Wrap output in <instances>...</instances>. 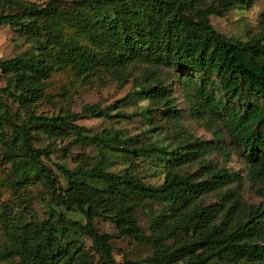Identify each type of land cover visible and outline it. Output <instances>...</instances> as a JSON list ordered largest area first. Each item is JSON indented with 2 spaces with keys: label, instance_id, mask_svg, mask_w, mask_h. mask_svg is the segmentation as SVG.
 Listing matches in <instances>:
<instances>
[{
  "label": "trees",
  "instance_id": "trees-1",
  "mask_svg": "<svg viewBox=\"0 0 264 264\" xmlns=\"http://www.w3.org/2000/svg\"><path fill=\"white\" fill-rule=\"evenodd\" d=\"M2 1L0 26L8 25L14 33L33 41L32 51L0 59L2 73L12 77L28 73L43 80L56 65L69 66L83 81L99 71L117 72L126 80L125 64L138 53L152 54L159 65L198 74L200 83L195 86L198 94L213 109L223 112L234 126L235 137L246 152L248 176L264 181V106L259 104L264 101V30L249 41L232 40L218 32L209 18L255 0H216V6L204 8L197 7V0H72L70 6H59L57 0H48L43 5L29 0ZM62 22L75 23L88 45L75 38L62 39L59 28ZM42 34L47 36L45 42L39 38ZM175 79L187 90L186 79ZM208 85L227 97L245 101L246 105L237 112L223 106L215 100ZM170 87L157 77L156 85L141 86L132 96L162 102L168 106L166 114L174 117L177 113L172 108ZM2 94L16 103L24 93H12L10 81L0 88L3 118L18 129L27 157L41 166L51 187L49 202L57 218L24 228L23 239L14 241L12 247L1 251L2 255H19L24 264H92V254L98 256V264H209L212 260L221 264H264V204L248 207L244 219L230 226H226L227 210L217 220L219 207L199 202L183 211L180 222L169 229L163 225L166 214L147 212L152 224L162 231L150 236L143 233L136 221V204L125 201L126 195L140 196L160 200L165 207L175 210L203 193L221 188H225L219 192L221 197H232L230 185L239 177L236 172L217 167L204 158L209 154L208 142L192 138L174 147L156 143L135 146L127 143L125 137H109L106 131L87 135L76 120L86 115L115 117L96 103L83 105L79 112L65 111L55 116L30 112L27 120L18 124ZM141 116L151 121L152 111L143 108ZM31 125L64 136L72 133L71 145H96L100 161L90 168L73 169L64 163H54L65 183L62 187L51 168L41 160L43 155L49 158L54 150L32 147L27 132ZM106 151L124 152L133 157L160 156L166 162L178 164L198 160L202 178L195 180L190 174L167 171L160 184H148L129 172L104 170ZM14 172L17 173L16 167ZM16 180L15 176L17 184ZM73 211L81 214L80 221L68 217ZM96 218L112 221L116 232L100 233L95 226ZM179 227L191 230V235L176 247L162 244ZM70 229L90 239L91 246L59 242L58 234L64 235ZM121 237H129L137 244L151 243L154 251L139 260L123 257L117 261L111 240Z\"/></svg>",
  "mask_w": 264,
  "mask_h": 264
},
{
  "label": "rangeland",
  "instance_id": "rangeland-1",
  "mask_svg": "<svg viewBox=\"0 0 264 264\" xmlns=\"http://www.w3.org/2000/svg\"><path fill=\"white\" fill-rule=\"evenodd\" d=\"M29 1L43 5L48 0ZM57 1L59 6L72 5V0ZM211 4L216 6V0H197L198 8ZM2 8L3 1L0 0V11ZM263 13L264 0H255L247 6L236 5L223 12L221 16L210 15L209 18L211 25L227 38L249 41L264 30ZM59 28L62 39L75 38L82 45H88L85 35L78 31L75 23L62 22ZM39 38L44 42L47 40L44 34ZM32 43L33 41L14 33L8 25L0 26V59L30 52L33 50ZM156 62L158 61L155 56L146 52L134 55L125 64L126 80L120 73L99 71L83 81L69 66L60 68L56 65L52 68L49 77L43 80L28 73L12 77L0 71V88L10 81L12 93H24L22 99L16 103H12V98L2 94L10 106L11 117L18 124L25 122L30 112L55 116L65 111L79 112L83 105L96 103L107 108L110 114H115V117L110 119L86 115L76 120L87 135L101 134L106 131L109 137H125L127 143L135 146L156 143L170 147L191 141L192 138H199L208 142L210 146L209 154L204 156L206 160L217 167L237 173L239 179L230 185L232 197H221L219 192L225 190L221 188L203 193L175 210L168 209L169 207H165L160 200L126 195L125 201L136 204V221L144 234L157 236L159 232L162 233L160 228L156 229L155 224H152L147 212L166 214L163 215V225L169 229L180 222V215L183 211L190 209L195 202L205 206L219 207L217 220H220L221 215L227 210L226 226L243 220L248 207L264 204V181L248 176L246 152L235 137L234 126L223 112L213 109L198 94L195 87L196 83H200L198 74L184 70L177 71L171 65H159ZM157 77H161L167 87L171 85L169 92L172 97V108L177 113L174 117L166 114L168 106L164 103H155L132 96L134 90L141 86L156 85ZM175 78H178V81L181 78L186 79L189 83L187 90L179 85ZM208 87L215 100L235 112L241 111L246 105L245 101L223 95L212 85ZM122 99L123 101H119ZM252 99L251 97L250 100ZM259 104L264 106V101H259ZM143 108H149L152 111L151 121L141 116ZM17 131L18 129H14L4 120L3 108L0 104V264H24L19 255L6 256L2 255L1 251L12 247L14 241L23 239V229L30 224L57 219L56 212L49 202L51 187L43 176L41 166L31 161L25 154L21 136ZM27 132L31 136V145L34 149L54 150L49 158L43 155L41 160L51 168L62 187H65V183L54 163H64L70 169L90 168L101 159L100 150L94 144L71 145L72 133L68 136L59 135L39 130L35 125L28 127ZM106 155L104 170L115 173L129 172L136 179L148 184H160L167 171L190 174L195 180L202 178V165L198 160L178 164V162H166L160 156L133 157L124 152L108 151ZM14 167L17 168L16 174ZM68 217L76 221L82 219L77 211L69 213ZM95 226L100 233L114 234L116 232L115 224L109 220L96 218ZM189 235L191 230L179 227L174 235L164 240L162 244L170 248L176 247ZM58 237L59 242L62 243L73 241L84 248L91 246L90 239L73 229L64 235L58 234ZM111 244L117 261H122L123 257L139 260L151 256L155 247L151 243L137 244L129 237L113 239ZM91 256L90 262L98 264V256L95 254ZM209 264L221 263L212 260Z\"/></svg>",
  "mask_w": 264,
  "mask_h": 264
}]
</instances>
